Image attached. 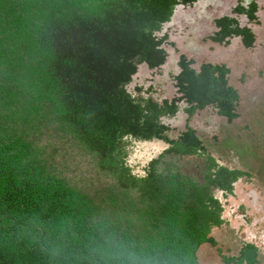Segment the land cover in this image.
I'll return each mask as SVG.
<instances>
[{"label": "trees", "instance_id": "1", "mask_svg": "<svg viewBox=\"0 0 264 264\" xmlns=\"http://www.w3.org/2000/svg\"><path fill=\"white\" fill-rule=\"evenodd\" d=\"M193 1L0 0V264H198L199 246H215L209 233L222 220L211 189L230 191L243 173L205 157L201 183L154 161L135 175L123 142L163 139L167 153L200 155L191 129L167 140L159 118L181 99L237 116L222 65L194 71L180 56L171 77L180 98L161 104L125 90L138 64L162 65L154 34ZM223 30L220 39L252 41ZM64 142L97 176L87 192L57 171ZM255 255L243 248L223 262L256 264Z\"/></svg>", "mask_w": 264, "mask_h": 264}, {"label": "rangeland", "instance_id": "2", "mask_svg": "<svg viewBox=\"0 0 264 264\" xmlns=\"http://www.w3.org/2000/svg\"><path fill=\"white\" fill-rule=\"evenodd\" d=\"M238 1L194 0L191 4H176L169 20L154 34L157 40L160 39V47L165 52L164 62L153 69L138 64L125 86L134 99H150L161 104L164 100L180 98L171 77L179 71L177 63L183 56L190 61V68L194 71H198L204 63L224 66L227 83L238 94L234 109L237 116L231 120L218 115L211 105L191 109L192 106L183 99L176 102L173 115L159 118L165 129L162 136L167 140L176 139L191 129L203 149L200 155L176 160L177 165L169 162L171 167L178 166L182 175L193 176L201 183L205 157L213 159L218 167L243 173L232 183L231 194L218 197V191L215 193L222 207V222L210 232L215 246H199L198 264H222L221 256L230 257L238 253L245 239L244 232L251 227L258 232L264 227V0L257 1L250 17L239 16L234 11ZM220 17L230 20L229 27L237 25L238 28L248 29L252 35L249 46L243 45L242 37L236 35L224 39L214 35L219 28L223 29L215 24ZM123 142L127 151L126 162L135 175L143 174L142 166H147L148 158L155 157L168 147L163 139L143 143L126 137ZM156 144L157 152L151 147ZM55 146L58 153L64 155L58 166L59 175L85 192L92 189L93 186H87V183L91 181L95 184L97 176L87 172L88 165L77 150L72 151V144L55 143ZM164 168L157 166L156 171ZM211 191L216 190L212 188ZM250 203L262 210H254ZM243 210L247 221H242ZM256 258L258 264H264V248H258Z\"/></svg>", "mask_w": 264, "mask_h": 264}, {"label": "flooded vegetation", "instance_id": "3", "mask_svg": "<svg viewBox=\"0 0 264 264\" xmlns=\"http://www.w3.org/2000/svg\"><path fill=\"white\" fill-rule=\"evenodd\" d=\"M257 1L258 0H240V1H238V3H237V5L234 7V11L240 16H247V17H250V15L254 12V10H255V6L257 5ZM224 18H226V17H220V18H218L216 21H220V20H222L223 22L221 23V25H218V23L217 22H215V24L217 25V26H221V27H223V26H226V29L227 30H236V29H239V30H241V31H243L244 33L245 32H250L248 29H246V28H238L237 27V25L235 26V27H229L228 26V24L230 23V20L229 19H227V20H229V21H225V20H223ZM234 23H235V21H234ZM225 32L222 28H219L216 32H214V35H216V34H218V35H221L220 34V32ZM213 35V36H214ZM232 35H236V36H239L240 38L242 37V35H237V34H234L233 32H229V34L228 35H225L222 39H224V38H226V37H229V36H232ZM242 41V40H241ZM243 42V41H242ZM189 66H190V64H189ZM143 143H144V141H142ZM151 147L153 148V151H155V152H157V150H158V146H157V144L156 145H151ZM169 147V146H168ZM168 147L166 148V149H164V151L162 152V153H158L155 157H150V158H148L147 160H148V163L146 164L147 166H142V172H143V170H144V168L145 167H148V165L152 162V161H154L155 163H154V167L156 168L157 166H160L161 168L162 167H166V168H164L162 171L165 173L166 172V169H170L171 171H174V170H176V171H178V166H175V167H171V163H172V165H173V163H175L176 165H177V163H176V160H180V159H182V158H185V156H180V155H173L172 153H167L166 152V150L168 149ZM152 159V160H151ZM151 160V161H150ZM169 162H171V163H169ZM133 167V166H132ZM205 167V166H204ZM201 169H202V167H201ZM205 170V169H204ZM180 172V171H179ZM182 173V172H181ZM188 177H191V178H194L193 176H190V175H187ZM202 177H203V175H202ZM196 180V179H195ZM198 181H199V179H197ZM237 180V179H236ZM235 180V181H236ZM234 181V182H235ZM233 182V183H234ZM231 187H232V184H231ZM214 188V190H216V191H214V192H212V194H213V197L215 198V199H217V201L219 202V198H216L215 197V193H217V191H218V197H221V195L222 196H225V195H228V194H231L232 193V188H231V190L230 191H221V190H218V189H216L215 187H213ZM251 201H254L253 199L251 200ZM250 205L254 208V210L255 209H257V210H262V208H259V207H257V206H255V204H251L250 203ZM247 206V205H246ZM242 207L244 208V206L242 205ZM221 211H222V207H221ZM221 214V213H220ZM241 218L243 219L242 221H247V219H248V217H247V215H246V212H245V210H243L242 211V215H241ZM246 218V219H245ZM245 219V220H244ZM263 223H264V218H263ZM248 226V225H247ZM216 227H218V226H214L213 228H216ZM212 228V229H213ZM211 229V230H212ZM211 232V231H210ZM245 233V239L243 240L244 242L243 243H241V246L239 247V251L241 252V250L243 249V248H248V249H254V252H255V254H256V252H257V250H258V248H264V227H261V229L258 231V232H254V229L251 227L250 229H249V231H246V232H244ZM209 236H210V233H209ZM239 251H238V253L236 254V255H231L230 257H238L239 258ZM224 257H227V256H221V259H220V262L222 263V264H225L224 262H223V258ZM255 263L256 264H258V261H257V258H256V255H255Z\"/></svg>", "mask_w": 264, "mask_h": 264}]
</instances>
